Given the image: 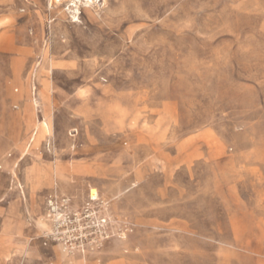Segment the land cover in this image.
I'll return each mask as SVG.
<instances>
[{"label":"rangeland","instance_id":"1","mask_svg":"<svg viewBox=\"0 0 264 264\" xmlns=\"http://www.w3.org/2000/svg\"><path fill=\"white\" fill-rule=\"evenodd\" d=\"M54 198L87 264H264V0H0V264L80 253Z\"/></svg>","mask_w":264,"mask_h":264},{"label":"built area","instance_id":"2","mask_svg":"<svg viewBox=\"0 0 264 264\" xmlns=\"http://www.w3.org/2000/svg\"><path fill=\"white\" fill-rule=\"evenodd\" d=\"M68 209L66 200L58 201L55 198L48 202V213L52 223V231L48 239L61 243L69 254L85 252L93 245H99L109 238L108 224H61L66 223L62 212ZM102 223H105L103 221Z\"/></svg>","mask_w":264,"mask_h":264},{"label":"crops","instance_id":"3","mask_svg":"<svg viewBox=\"0 0 264 264\" xmlns=\"http://www.w3.org/2000/svg\"><path fill=\"white\" fill-rule=\"evenodd\" d=\"M28 184L31 186V189L34 193H36V191L39 190L43 186V185L34 184V183H32V184L28 183ZM35 204L37 205V207L39 206L37 201L33 200V205H35ZM37 213H38L37 214V226L39 228H46L47 230H50V226L47 222H45V217L41 214V210H38ZM1 242L7 251L14 244V240H13L12 236L8 233L4 234V236L1 237ZM23 243L25 244L26 247H28L27 241L24 240ZM72 257L73 258H71L70 264H87L86 252L85 253L80 252L77 255L74 254ZM106 264H138V263L132 262L129 260H115V261L108 262Z\"/></svg>","mask_w":264,"mask_h":264},{"label":"bare ground","instance_id":"4","mask_svg":"<svg viewBox=\"0 0 264 264\" xmlns=\"http://www.w3.org/2000/svg\"><path fill=\"white\" fill-rule=\"evenodd\" d=\"M79 2H81V0H79ZM33 103H34L35 106H37L38 101H37L36 97L33 98ZM28 125L33 128V135H32L31 138L35 139V137L38 135V132H39V129H40V121L29 120L28 121ZM67 197H69V195ZM90 199L92 201H95V202L101 201L100 194L95 188H91V190H90ZM80 201L83 202V199L81 197H80ZM66 202H67V204H69L67 200H66ZM88 206L90 207L91 204H88ZM82 253H85V252H82Z\"/></svg>","mask_w":264,"mask_h":264}]
</instances>
